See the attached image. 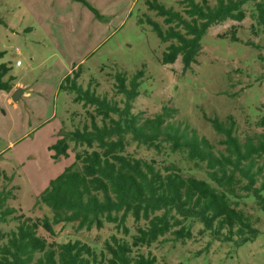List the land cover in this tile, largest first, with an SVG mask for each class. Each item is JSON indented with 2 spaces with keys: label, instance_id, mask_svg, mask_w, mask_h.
<instances>
[{
  "label": "rangeland",
  "instance_id": "rangeland-1",
  "mask_svg": "<svg viewBox=\"0 0 264 264\" xmlns=\"http://www.w3.org/2000/svg\"><path fill=\"white\" fill-rule=\"evenodd\" d=\"M68 1L74 7L71 14L60 0H38L40 16L36 20L32 13L37 12L35 1L0 0V64L7 65L14 84L29 94L14 102L7 92L0 91V172L9 176L6 187H16L15 197L7 201L16 215L31 219L52 216V211L39 202V195L50 180L73 163L74 152L71 144L68 158L54 160L49 147L61 131L73 130L88 121L87 111L93 113L92 106L74 103V93L59 91L73 65L80 67L78 83L83 88L121 107L124 96L117 93L115 76L125 73L130 79L143 71L132 113L148 119L164 107L174 108L176 114L170 121L195 130L214 146L215 152L223 151L219 144L222 137L208 119L233 117L240 140L263 132L257 121L264 116V28L257 25L253 3L243 6V21L228 20L210 27L201 38L202 50L196 63L184 71L180 58L171 65L160 63L168 43H161L145 22L138 23L149 17L164 27L162 18L148 9L147 0ZM157 1L182 11V0ZM208 2L215 4V0ZM96 20L111 33L92 51L98 41L92 29ZM25 26L34 30L27 33ZM17 61L21 66L15 65ZM165 150L168 147L157 151L129 140L126 152L164 166L169 162ZM171 157L185 173L205 178L203 168H195L181 155ZM239 208L258 230L250 242L236 246L234 242L217 241L194 223L191 238L175 241L172 234H167L150 248L134 250V254H151L155 264H264V213L251 199L240 201ZM15 226V221L0 224L4 232ZM126 226L130 229L128 236L112 224L89 231H76L74 224H59L53 226L54 236L42 228L38 235L48 243L80 241L99 252L113 235L130 241L136 224L129 217Z\"/></svg>",
  "mask_w": 264,
  "mask_h": 264
},
{
  "label": "trees",
  "instance_id": "trees-1",
  "mask_svg": "<svg viewBox=\"0 0 264 264\" xmlns=\"http://www.w3.org/2000/svg\"><path fill=\"white\" fill-rule=\"evenodd\" d=\"M247 3H253L257 25L264 28V0H215L214 5L208 0H182L180 12L157 0H147L148 9L162 18L164 27L149 17L138 23L145 22L161 43H168L160 63L171 65L180 58L185 71L196 63L201 38L208 29L228 20L243 21ZM79 70L78 66L61 81L59 91L74 93V103L92 106L93 113L87 111L88 121L73 130L61 131L49 147L54 160L68 158L71 144L74 152L73 163L39 195V202L52 216L31 219L16 215L15 209L7 207L16 187H6L9 176L0 172V224L16 222L8 232L0 227V264H155L154 256L134 254V250L150 248L167 234L175 241L189 239L194 223L215 240L236 246L255 239L258 230L239 205L251 199L264 213V116L257 121L263 132L243 140L236 135L233 117L208 119L222 137L219 144L223 151L215 152L195 130L170 121L176 114L174 108L164 107L148 119L132 113L143 71L130 79L125 73L115 76L117 93L124 96L121 107L83 88L78 83ZM9 71L7 65L0 64L1 91L12 88L14 79ZM128 138L157 151L168 147V164L159 166L131 156L126 152ZM171 155H181L195 168H203L205 178L185 173ZM129 217L136 224L130 241L113 235L99 252L80 241L48 243L38 235L42 228L54 236L53 226L59 224H74L76 231L112 224L128 236Z\"/></svg>",
  "mask_w": 264,
  "mask_h": 264
},
{
  "label": "crops",
  "instance_id": "crops-1",
  "mask_svg": "<svg viewBox=\"0 0 264 264\" xmlns=\"http://www.w3.org/2000/svg\"><path fill=\"white\" fill-rule=\"evenodd\" d=\"M25 1H27V0H25ZM33 1H35V4H34V6L37 8V12H35L34 10H32V13H33V15L35 16L36 15V20L39 18V16H40V11L38 10V5H37V2H38V0H33ZM85 1V0H84ZM87 1V0H86ZM85 1V2H86ZM60 2L62 3V4H66V6L69 8V10H70V14L73 12V10H74V7H73V4L71 3V2H69L68 0H60ZM88 3V2H87ZM61 13H62V11H60ZM55 13H59V11H56ZM34 18V17H33ZM102 22V21H101ZM93 30H94V35L93 36H97V39H98V41L96 42V45L94 46V48H93V50L92 51H94L96 48H98V47H101L106 41H107V39H108V36L110 35V29H108V30H105L104 29V26L100 23L99 24V21L98 20H96V23H95V25H93V28H92ZM34 30V28L33 27H31V26H25L24 27V31L25 32H27V33H31L32 31ZM96 39V40H97ZM21 66V65H20ZM18 67V66H17ZM77 68V65H73V68H72V70H71V72L73 71V70H75ZM71 72L69 73V74H71ZM68 74V75H69ZM10 76V75H9ZM66 77V76H65ZM64 77V78H65ZM13 78V77H12ZM14 79V78H13ZM15 80V79H14ZM17 89H20L21 91H22V95H21V97H23V96H25V95H29L27 92H25V90H24V88L21 86V85H19V84H17V83H15L14 84V81L12 82V88H11V90L9 91V92H7V94H9L10 95V100L12 101V98H11V96L13 95L12 93H14V91L15 90H17ZM1 91V90H0ZM3 92H5V91H3ZM21 97H20V99H21Z\"/></svg>",
  "mask_w": 264,
  "mask_h": 264
},
{
  "label": "water",
  "instance_id": "water-1",
  "mask_svg": "<svg viewBox=\"0 0 264 264\" xmlns=\"http://www.w3.org/2000/svg\"><path fill=\"white\" fill-rule=\"evenodd\" d=\"M21 95L22 91L20 89L15 90L12 95V101L17 102L20 99Z\"/></svg>",
  "mask_w": 264,
  "mask_h": 264
},
{
  "label": "built area",
  "instance_id": "built-area-1",
  "mask_svg": "<svg viewBox=\"0 0 264 264\" xmlns=\"http://www.w3.org/2000/svg\"><path fill=\"white\" fill-rule=\"evenodd\" d=\"M15 65H16V66H20L21 63H20L19 61H17Z\"/></svg>",
  "mask_w": 264,
  "mask_h": 264
}]
</instances>
